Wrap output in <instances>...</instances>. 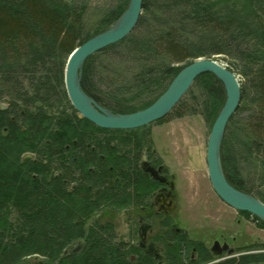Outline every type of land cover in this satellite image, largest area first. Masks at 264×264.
Listing matches in <instances>:
<instances>
[{
	"label": "trees",
	"instance_id": "obj_1",
	"mask_svg": "<svg viewBox=\"0 0 264 264\" xmlns=\"http://www.w3.org/2000/svg\"><path fill=\"white\" fill-rule=\"evenodd\" d=\"M128 3L100 11L97 29L85 34L82 13L63 0H0V102L8 104L0 108V264H34L37 254L49 262L60 259L59 264H155L143 254L133 260L138 249L116 241L111 228L98 222L89 229L85 225L100 207L124 206L139 189L146 141L142 130L103 129L80 117L64 84L68 107L56 110L50 90L33 83L36 76L31 82L21 76L33 74L37 57L48 60L59 51L65 59L58 61V74L65 80L71 52L109 29ZM51 40L57 49L53 46V52L44 44ZM215 55L239 64L242 99L235 114L248 113L239 119L241 147L234 152L221 148L223 169L232 185L248 193V177L257 173V197L264 202V0H144L133 32L86 59L81 85L112 112L130 113L151 105L186 64ZM109 57L115 77L101 89L94 63H108ZM197 79L205 82L212 98L224 103L220 79L213 73ZM128 90L134 96L128 97ZM148 93L153 97L142 100ZM184 113L180 110L177 116ZM250 153L259 155L252 164L246 160ZM54 160L58 164L51 166ZM52 167L61 173L55 175ZM82 238L80 251L62 256ZM183 241L168 248L165 264H198L181 255L192 245L199 261L213 258L203 245ZM253 261V256H242L213 264H256Z\"/></svg>",
	"mask_w": 264,
	"mask_h": 264
},
{
	"label": "rangeland",
	"instance_id": "obj_2",
	"mask_svg": "<svg viewBox=\"0 0 264 264\" xmlns=\"http://www.w3.org/2000/svg\"><path fill=\"white\" fill-rule=\"evenodd\" d=\"M63 1L68 3L73 9L82 13L83 27L85 25L86 30H83L85 34L87 31L90 32V34H93L97 29L96 27L99 24H96L95 21L98 19L100 11L114 9L125 2V0ZM129 3L126 5L127 7ZM44 44H46L47 49L51 52H53V46L56 49L54 41L52 40L46 41ZM53 54L55 55L54 58L52 57L48 60L43 56L41 58L37 57L36 63L33 65V67H35L33 74L31 75L30 72L23 75L21 74V76H23L25 82L35 80L34 77L36 76L38 81H34L33 83L36 86L37 84H40L42 87L49 89L50 93L53 95L51 103L53 104L54 109L57 110L58 108V110H62L63 108L68 107V105L62 94L61 86H63V84L65 85V80L62 76L63 81H61L58 74V61L62 56L65 59V56L59 51H54ZM114 54H119V51L115 50ZM213 57L227 64L235 71L240 80H243L242 74L238 71L239 64L237 66L225 56L215 55ZM112 61L113 58L109 57L105 60V62L108 63H103L102 61L94 63L96 66L95 71L97 72L96 81L98 86H100V83L102 84L101 89H106L115 77V74L112 73ZM10 62L14 64L13 61ZM129 67L130 68L127 67L128 72H130L132 68L130 65ZM130 92H132V90H128L127 93ZM5 95L10 97L9 93H6ZM153 95L154 94L148 93L145 97H142V100H148L153 97ZM127 96L132 97L134 95L130 93L127 94ZM224 103L218 99L216 100L212 98L205 82L202 79H197L176 105L177 110L173 109L166 116L167 118L150 124L146 128L144 134H148L147 138H150V143H152L153 147L158 151L155 153L154 157H158L168 166L169 173H174L176 176V187L179 198L178 208L174 214L179 216L177 227L190 231L192 233V235H190L191 238L200 241L203 244L205 243L210 249L214 245V242L217 239H220L219 236L223 235L224 238L220 239L221 245H224L225 243L223 242L226 241L228 242L229 248L233 249V251L230 249H222L223 255L221 256H223L225 260L232 259V257L228 256L234 255V258L236 259H239L242 256H253V262L256 264H264V221L255 218L250 213H242L241 211L227 205L214 191L209 179L206 159L207 144L214 121ZM54 109H50L49 111H54ZM180 110L185 113L182 116H177L178 111ZM247 115V112L241 111L235 114L232 119V125L224 135L225 139L223 138L224 141L222 142V146L229 148L232 152L237 151L241 147V135L240 129L238 128L240 125L239 119H243V117H246ZM258 156L259 155L250 153L247 155L246 160H248V163H251V159L253 160ZM55 164H58L55 160L54 164L51 162V166ZM251 166L252 165H248V167ZM57 168L58 166H56L55 169ZM52 173L55 175L56 173H61V169L60 171H57L52 167ZM248 178L250 179L248 185H250L251 188V193L249 194L257 197L261 188L258 182V175L254 172ZM69 187L70 184L68 185V188ZM106 205H108V202L103 206ZM103 208L104 207H100V211L98 212H104L102 211ZM105 208L107 211L111 209V207H109L110 209L107 207ZM116 208L119 209V215L116 219L117 222L115 225L120 235H116L115 240L118 242L126 241L129 243L132 235H128L127 220L129 215L126 209V204L124 206L119 204ZM14 216L15 214H13L12 217ZM91 219L85 224L87 229L92 227L93 223L91 222ZM191 247L189 249L186 248L181 254L183 259L187 262L189 261L190 253L192 256L194 251L193 248H196L197 246ZM241 253L244 254L237 256ZM64 254L65 252L62 256H64ZM212 254L214 255L212 262L209 261V263H203L200 261L197 263H218L219 260L215 259L220 258V254H218L217 251L212 252ZM33 261H44L46 263L55 262H49L39 254L35 256V259L33 258Z\"/></svg>",
	"mask_w": 264,
	"mask_h": 264
},
{
	"label": "water",
	"instance_id": "obj_3",
	"mask_svg": "<svg viewBox=\"0 0 264 264\" xmlns=\"http://www.w3.org/2000/svg\"><path fill=\"white\" fill-rule=\"evenodd\" d=\"M143 1L130 0L127 9L109 29L94 35L72 51L65 69V85L69 100L79 116L88 119L100 128L127 130L144 127L145 130L151 123L167 116L200 75L213 73L224 85L226 100L214 121L207 144L206 159L210 182L215 192L226 204L264 220V202L232 185L222 165L223 138L228 123L238 110L242 99L240 78L227 64L215 57H199L185 65L167 89L151 105L125 114L114 113L100 105L82 88V69L86 59L103 48L118 43L133 32L143 12ZM6 107V104L0 103V108L5 109ZM142 168L150 172L154 178H159L158 172L148 162L146 153L143 156ZM160 180L164 181L163 178ZM84 242V239H80L73 249L65 251L64 256L80 251ZM151 248L150 244L146 252L159 259L160 255L155 254ZM221 252L222 250L218 251V254ZM59 262L60 259L54 263L35 261L34 264H59Z\"/></svg>",
	"mask_w": 264,
	"mask_h": 264
},
{
	"label": "flooded vegetation",
	"instance_id": "obj_4",
	"mask_svg": "<svg viewBox=\"0 0 264 264\" xmlns=\"http://www.w3.org/2000/svg\"><path fill=\"white\" fill-rule=\"evenodd\" d=\"M147 136H144L146 141L142 149V159L140 160L139 168V174L141 173L142 175L140 182L142 183L138 182L139 189L131 195L130 200L126 203V209L129 215L127 220L128 235H132L129 243L138 249V253H133L132 255L133 260L138 259L143 254L152 259L155 264H165L168 248L170 246L175 247L182 240L190 244L203 245L211 254L214 251L225 250L226 247V250L230 249L226 241L223 242L225 243L224 245H221L220 239L224 238L223 235L219 236L220 239H217L210 249L205 243L203 244L191 238L190 235L192 233L190 231L177 227L179 216L174 214L178 208L179 198L176 187V176L174 173H169L168 166L158 157H154L158 151L150 143V138L148 139ZM144 153H146L150 165L158 172V179L154 178L150 172L142 168ZM161 178L164 181L160 180ZM116 207H118L117 204L112 206L111 209L109 208V211L102 210L104 212H97L92 217L91 222H98L99 226L111 228L113 235H120L115 225L119 215V209ZM185 241H183V245H186ZM150 244L152 245V251L160 255L159 259L155 255L146 252ZM193 249L192 256L190 253L191 258H193L192 260L200 262L201 257L197 248ZM184 250H186V247H184ZM231 250L233 249L231 248ZM178 252V247L176 246V253L178 254ZM212 256L214 255L212 254ZM210 262H212V259ZM204 263H209V261Z\"/></svg>",
	"mask_w": 264,
	"mask_h": 264
},
{
	"label": "bare ground",
	"instance_id": "obj_5",
	"mask_svg": "<svg viewBox=\"0 0 264 264\" xmlns=\"http://www.w3.org/2000/svg\"><path fill=\"white\" fill-rule=\"evenodd\" d=\"M129 2H130V0H129Z\"/></svg>",
	"mask_w": 264,
	"mask_h": 264
}]
</instances>
